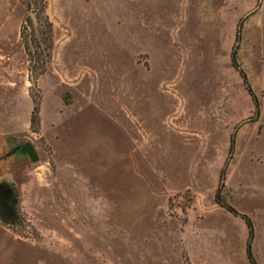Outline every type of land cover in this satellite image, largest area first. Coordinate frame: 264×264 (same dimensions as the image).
<instances>
[{"label":"rangeland","instance_id":"374dc122","mask_svg":"<svg viewBox=\"0 0 264 264\" xmlns=\"http://www.w3.org/2000/svg\"><path fill=\"white\" fill-rule=\"evenodd\" d=\"M28 12L0 0V182L27 224L0 221V264H251L241 215L264 264V0H48L36 86ZM26 142L38 162L6 157Z\"/></svg>","mask_w":264,"mask_h":264},{"label":"trees","instance_id":"16d2710c","mask_svg":"<svg viewBox=\"0 0 264 264\" xmlns=\"http://www.w3.org/2000/svg\"><path fill=\"white\" fill-rule=\"evenodd\" d=\"M47 1L48 0H28V7L29 12L25 18L23 30L28 31V47L30 50V54L32 56L31 58V79L33 81V84L36 86L37 83V74L38 75L43 74L46 71V64L49 62V58L51 57V51L54 46L53 41V35H54V27L53 23L49 18V15L47 14ZM38 23L37 26H35V23ZM36 30H39V35L36 38ZM45 56L48 57V59L45 58ZM232 59H233V66L239 71L241 76L243 77L247 90L253 97L255 106L257 110L259 109V101L257 98V95L252 90V87L249 83L248 77L246 75V72L242 69L240 63H239V54H238V46L234 47L233 53H232ZM40 99L34 100V108L32 111V117H31V128L34 131H38L40 128ZM234 144H235V135L232 136V142H231V148H230V156L232 157L233 151H234ZM226 175V166L221 171V185L218 188L217 191V203L222 206L223 208L227 209L231 213H234L236 215L239 214L233 206H231L226 199V196L222 194V189L224 188V179ZM243 219L247 221L248 227H249V238L247 243V256L251 264H258L254 258L253 252H252V242L254 238V228L253 223L251 219L246 215H241ZM1 223L4 225L11 227L13 225L9 224V222L3 220L0 218ZM19 227H26V221L24 219V216L21 214V211L19 209V221H18ZM14 227V226H13Z\"/></svg>","mask_w":264,"mask_h":264},{"label":"flooded vegetation","instance_id":"af4514ba","mask_svg":"<svg viewBox=\"0 0 264 264\" xmlns=\"http://www.w3.org/2000/svg\"><path fill=\"white\" fill-rule=\"evenodd\" d=\"M20 145L21 144L12 146L6 154V157L21 155L19 150L14 152V149ZM11 153L12 155H9ZM2 185L4 187L0 190V218L13 226H18L20 206L19 188L16 184L8 180L1 181L0 187Z\"/></svg>","mask_w":264,"mask_h":264},{"label":"water","instance_id":"95a60500","mask_svg":"<svg viewBox=\"0 0 264 264\" xmlns=\"http://www.w3.org/2000/svg\"><path fill=\"white\" fill-rule=\"evenodd\" d=\"M19 150L20 154L22 156H26L29 157L33 162H38L39 161V154L35 148V146L31 143V142H26L24 144H21L20 146L16 147L14 149V152ZM9 155H12L9 154ZM4 186L2 185L0 187V190L3 188Z\"/></svg>","mask_w":264,"mask_h":264}]
</instances>
